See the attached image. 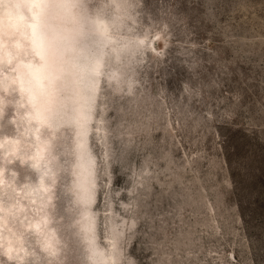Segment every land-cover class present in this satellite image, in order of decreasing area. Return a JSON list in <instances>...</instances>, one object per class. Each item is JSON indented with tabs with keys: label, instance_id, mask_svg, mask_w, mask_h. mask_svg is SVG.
<instances>
[{
	"label": "rangeland",
	"instance_id": "374dc122",
	"mask_svg": "<svg viewBox=\"0 0 264 264\" xmlns=\"http://www.w3.org/2000/svg\"><path fill=\"white\" fill-rule=\"evenodd\" d=\"M0 264H264V0H0Z\"/></svg>",
	"mask_w": 264,
	"mask_h": 264
}]
</instances>
